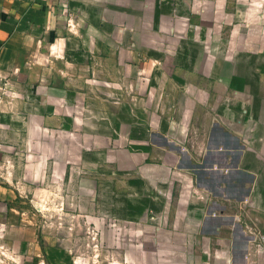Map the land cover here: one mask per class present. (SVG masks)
Here are the masks:
<instances>
[{
  "label": "crops",
  "instance_id": "obj_1",
  "mask_svg": "<svg viewBox=\"0 0 264 264\" xmlns=\"http://www.w3.org/2000/svg\"><path fill=\"white\" fill-rule=\"evenodd\" d=\"M53 195L126 264H264V0H0L1 253Z\"/></svg>",
  "mask_w": 264,
  "mask_h": 264
},
{
  "label": "rangeland",
  "instance_id": "obj_2",
  "mask_svg": "<svg viewBox=\"0 0 264 264\" xmlns=\"http://www.w3.org/2000/svg\"><path fill=\"white\" fill-rule=\"evenodd\" d=\"M54 191L60 193L57 187ZM40 204L36 209L23 205L31 213L20 218V226L26 227L24 231L31 228L35 253L31 249L9 256L8 252L0 251V264H33L34 258L38 264H44V260L48 264H126L125 255L130 257L131 253L127 252V246H108L107 224L85 218L80 212L67 213L70 206L57 195ZM70 213L75 216H66Z\"/></svg>",
  "mask_w": 264,
  "mask_h": 264
},
{
  "label": "built area",
  "instance_id": "obj_3",
  "mask_svg": "<svg viewBox=\"0 0 264 264\" xmlns=\"http://www.w3.org/2000/svg\"><path fill=\"white\" fill-rule=\"evenodd\" d=\"M257 237H259L258 239L260 240V242H264V238L261 237L260 235H257Z\"/></svg>",
  "mask_w": 264,
  "mask_h": 264
}]
</instances>
